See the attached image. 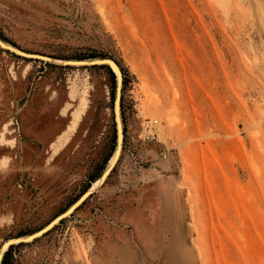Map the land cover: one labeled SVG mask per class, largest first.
Returning <instances> with one entry per match:
<instances>
[{
    "label": "rangeland",
    "instance_id": "1",
    "mask_svg": "<svg viewBox=\"0 0 264 264\" xmlns=\"http://www.w3.org/2000/svg\"><path fill=\"white\" fill-rule=\"evenodd\" d=\"M0 40L56 59L0 46V244L46 226L89 183L94 195L143 185L142 199L167 183L180 200L175 221L164 213L144 223L138 207L126 214L136 237L107 222L126 228L130 245L120 258L113 241L118 253L103 261L264 264V0H0ZM91 57L122 73L124 138L109 172L117 78L61 61ZM147 120L161 139H145ZM89 205L6 248L2 262L103 264L93 261L102 241L72 222Z\"/></svg>",
    "mask_w": 264,
    "mask_h": 264
},
{
    "label": "crops",
    "instance_id": "2",
    "mask_svg": "<svg viewBox=\"0 0 264 264\" xmlns=\"http://www.w3.org/2000/svg\"><path fill=\"white\" fill-rule=\"evenodd\" d=\"M61 110L59 112L58 118L63 120L65 117H67V115L66 116L63 115L61 113ZM63 131L58 130V132H56L57 134H55L56 136L54 142L56 141L58 135H60ZM67 143L60 150H62L67 145ZM59 151L55 155H57ZM1 172L3 173L5 171L1 170L0 173ZM92 183L89 184L92 185ZM142 187L143 185L139 188V187H133L130 184L124 188L122 186L120 187L118 186L111 189L110 191L102 190V193L100 195H94V193H92L84 201L86 202L87 200H89L92 202V205H89L88 209H86L81 214L72 216V219H74L72 222L74 224H82V225L85 224L87 230L89 229V231L95 237L99 238V240L102 241V245L100 246V248L97 249L96 253L94 254L95 256L93 259L94 262H99L101 260L103 261L102 256L104 255H107L110 258L115 256L114 255L115 253H118L113 247L112 244L113 241L120 242L121 243L120 245H122L123 251L119 253L120 255L118 254L120 258H123L121 254H125V252L126 254H128V247L130 245L129 242L130 236L125 230L126 228L118 229L115 227H110L109 224L108 226L106 225L107 222L111 221L110 222L111 224L120 225L121 227L122 226L131 227L132 233L135 235V233L133 232V223L126 220V214L135 211L138 207L141 210L140 211L141 214L143 215L144 223L146 222L145 219L146 215H148V216H153L154 219L153 222L155 224H159L160 223L159 217L161 214L164 213L167 215L168 220L169 218H171V220L175 221L176 210L178 208L180 210L181 205H180V200L176 201L175 199L176 196L174 194H170L171 185L164 183L163 189L160 188L149 189L148 195H146L145 199H142L140 197ZM92 196L93 198H91ZM103 201L105 202V205L102 207L103 210L102 211L100 210L99 206H102L104 204ZM146 201L150 202L149 204L150 206L146 205ZM168 220H166V222ZM103 264H109V263L106 260H104Z\"/></svg>",
    "mask_w": 264,
    "mask_h": 264
},
{
    "label": "water",
    "instance_id": "3",
    "mask_svg": "<svg viewBox=\"0 0 264 264\" xmlns=\"http://www.w3.org/2000/svg\"><path fill=\"white\" fill-rule=\"evenodd\" d=\"M11 49H12V52L16 53L19 56L26 57V58L38 59V60L44 61V62H51L53 60H56V59H53V58H50V57L44 56V55L25 53V52L20 51V50L14 48L12 46H11ZM8 50H10V49H8ZM88 60H94L95 62L93 61L94 63H91V64H83V65H80V66H108L112 70V72L114 73L115 78H117V76H118L119 79H121V82H122V73H121V70L118 67V65L112 59H109V58H92V59H84V60H61V61H65L66 64L64 66H72V64H69V63H82L83 61H88ZM114 70H115V72H114ZM121 85H122V83H121ZM116 87H117V79H116ZM116 87H115V97H116ZM119 94H120V97H119V99H117L118 102L116 103V99L114 97V103H113V110H114V115H115V118H116V146H115V148L118 147V146H120L121 147V150H122V143H123V138H124L123 128L120 129L118 127V124L119 123L117 122V117L121 120V115H120L121 92L118 91V96H119ZM121 123H122V121H121ZM87 192H88V189L85 192H83V194L77 199V201L72 206H74L75 204H77L81 200V198ZM69 209L65 213H67L69 211ZM60 215L62 216L64 214H60ZM60 215L58 217L56 216L55 220H57L58 218H60L61 217ZM62 219H64V218H61L59 220V222ZM53 222H51V223H53ZM50 224H48V225H50ZM48 225L46 227L44 226L40 230H38V231H36V232H34V233L30 234V235L23 236L25 238L16 237V238H13V240L12 239H9V240H7V241L4 242L3 246H7L8 249H9V247L14 246V245L32 242L35 239L43 236L45 233L48 232V230L47 231H44L48 227ZM38 234H40V235L37 236ZM27 240H29V241H27ZM1 262H2V260H1Z\"/></svg>",
    "mask_w": 264,
    "mask_h": 264
},
{
    "label": "bare ground",
    "instance_id": "4",
    "mask_svg": "<svg viewBox=\"0 0 264 264\" xmlns=\"http://www.w3.org/2000/svg\"><path fill=\"white\" fill-rule=\"evenodd\" d=\"M0 46L1 47H5L6 49H10L11 51H12V49H11V46L10 45H8V44H6V43H4V42H2L1 40H0ZM54 61V60H53ZM94 60H88V61H83L82 63H69V64H72V66H80V65H83V64H91V63H94L93 62ZM52 62V61H51ZM62 64L63 65H65L66 63H65V61H63L62 62ZM114 72H115V70H114ZM117 80H118V83H117V88H116V97H115V99H116V103L118 102L117 101V99H119V97H120V94H119V96H118V91L120 92V87H121V79H119V77L117 76ZM69 100H70V102H74V97H73V94H70L69 95ZM80 104H81V106H82V108L80 109V110H74V113H75V117H79V115L83 112V109H84V107H85V104H84V102H85V99H81L80 101ZM117 122L119 123L118 124V127L121 129L122 128V125H121V121L120 120H117ZM165 137V136H164ZM1 138H5V129H3L2 130V132H1ZM158 138H160L161 139V137H158ZM120 153H121V147L120 146H118V147H116V152H115V154H114V156H113V158H112V160L110 161V164H109V166H108V172L109 171H111L112 170V168L115 166V164H116V162H117V160H118V157H119V155H120ZM4 166H5V162H3L2 163V166L0 167L1 169H4ZM106 174V172L104 173V175ZM103 175V176H104ZM102 176V177H103ZM101 177V178H102ZM100 178V179H101ZM89 191V190H88ZM93 192H90V193H86L82 198H81V200L77 203V204H75L74 206H72V207H70V209H69V211L67 212V213H63L64 215H60L61 217L60 218H58L57 220H52L51 222H53V223H48V224H50V225H48V227L44 230V231H50L56 224H58V222H59V220L61 219V218H66L67 216H69L70 214H72L88 197H89V195H91ZM143 194V193H142ZM58 217V216H57ZM175 224V223H174ZM46 225V226H47ZM45 226V227H46ZM177 226H178V224H177ZM176 226V227H177ZM179 232V231H178ZM41 234V233H40ZM40 234H38L37 236H39ZM174 236V235H173ZM177 236V235H176ZM175 237V236H174ZM22 238H25V237H22ZM180 239H181V237H180ZM13 240V239H12ZM175 240V239H174ZM27 241H29V240H27ZM158 242H160V244L163 242L162 241V238H160L159 239V241ZM172 242H176V240L175 241H173V239H172ZM178 242V241H177ZM181 242V241H180ZM176 245V243H173V245ZM178 244V243H177ZM164 244L162 243V246H163ZM172 245V244H171ZM161 246V247H162ZM174 247V246H173ZM8 249V247L7 246H3V243H1L0 244V264H1V260H2V255H3V252L5 251V249Z\"/></svg>",
    "mask_w": 264,
    "mask_h": 264
},
{
    "label": "built area",
    "instance_id": "5",
    "mask_svg": "<svg viewBox=\"0 0 264 264\" xmlns=\"http://www.w3.org/2000/svg\"><path fill=\"white\" fill-rule=\"evenodd\" d=\"M142 132L145 135V139H147V140H154V139L158 138L157 121L147 120L144 123V127H143Z\"/></svg>",
    "mask_w": 264,
    "mask_h": 264
},
{
    "label": "trees",
    "instance_id": "6",
    "mask_svg": "<svg viewBox=\"0 0 264 264\" xmlns=\"http://www.w3.org/2000/svg\"><path fill=\"white\" fill-rule=\"evenodd\" d=\"M91 58H95V57H91ZM101 68H105V69L110 73L112 79L115 78L114 73L110 70V68H109L108 66H101ZM115 141H116V138H115ZM89 187H90V184H88V185L85 187V190H84V191H86L87 189H89ZM63 220H64V219H62V220L60 221V223H62ZM22 245H23V244H18V245H16V246H11V247H9V249H7V252H6V253L10 252L11 249H13V248H15V247H18V246H22ZM2 264H5V260H3Z\"/></svg>",
    "mask_w": 264,
    "mask_h": 264
}]
</instances>
